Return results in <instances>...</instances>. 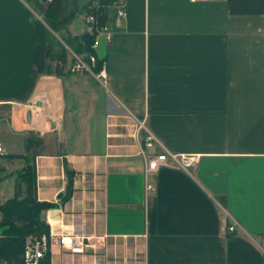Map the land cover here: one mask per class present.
I'll return each mask as SVG.
<instances>
[{
    "label": "crops",
    "instance_id": "obj_1",
    "mask_svg": "<svg viewBox=\"0 0 264 264\" xmlns=\"http://www.w3.org/2000/svg\"><path fill=\"white\" fill-rule=\"evenodd\" d=\"M34 1L0 0V204L5 161L34 159L49 235L85 242L51 264H264V0H128L95 37L105 83L39 71ZM165 150L195 161L146 176Z\"/></svg>",
    "mask_w": 264,
    "mask_h": 264
},
{
    "label": "trees",
    "instance_id": "obj_2",
    "mask_svg": "<svg viewBox=\"0 0 264 264\" xmlns=\"http://www.w3.org/2000/svg\"><path fill=\"white\" fill-rule=\"evenodd\" d=\"M95 0H88L80 5L79 0H35L33 7L42 18H35L37 28L36 60L39 71L44 73L64 74L69 62V55L75 52L89 62L90 55L96 57L93 70L98 72L103 67V60L98 58L94 43L96 35L87 31L74 35L69 25L82 12L89 10ZM114 0H99L103 22L114 19L110 5ZM55 61V63H53ZM70 70V69H69ZM7 155V154H6ZM4 155V156H6ZM26 165L18 173L15 195L0 204V263L27 264L24 253L29 238L49 235V225L43 220L42 211L52 205L37 197V172L35 160L27 156ZM69 177L67 198L72 191L74 171L66 166ZM3 177H0V181ZM39 264H51L50 253Z\"/></svg>",
    "mask_w": 264,
    "mask_h": 264
},
{
    "label": "built area",
    "instance_id": "obj_3",
    "mask_svg": "<svg viewBox=\"0 0 264 264\" xmlns=\"http://www.w3.org/2000/svg\"><path fill=\"white\" fill-rule=\"evenodd\" d=\"M196 1V0H193ZM114 12V18L123 19L127 18L129 15L128 8V0H114L110 5ZM98 11L102 13L101 5L99 0H95L93 3L89 5V10L85 12V24L86 31L94 34L101 35L104 34L108 39L111 38L113 33L112 20L103 22L98 14ZM38 18H42L41 15L37 13ZM73 54V63L70 65L69 69L72 72L79 73H90L94 77H96L100 82L105 83L107 78V72L104 68L98 72L93 70L94 62L96 61V57L94 55H90L89 62L84 56L78 55L72 51ZM139 128H143L147 132V137L145 141V147H153L158 139L155 135L147 128L143 121L139 122ZM142 153L146 156L144 150ZM8 154L4 145L0 142V159L2 156ZM170 160L174 161V164L180 167H189L191 166L195 158L187 155H179L169 150H165L163 152L157 153L155 155L147 156L146 166H145V175L152 176L155 175L159 169L163 165H167L170 163ZM155 189V184L153 182L147 183V190L152 191ZM227 221L225 219L226 230L228 232H233L236 228L235 223L226 224ZM57 241L61 244V246L65 249H69L72 252H81L84 249V237L81 235H54L52 238L50 235L43 234L40 237L33 236L28 239L26 248H25V261L27 264H39V261L42 257H44L47 253L51 251V242L52 240ZM0 264H7L6 261H2Z\"/></svg>",
    "mask_w": 264,
    "mask_h": 264
},
{
    "label": "rangeland",
    "instance_id": "obj_4",
    "mask_svg": "<svg viewBox=\"0 0 264 264\" xmlns=\"http://www.w3.org/2000/svg\"><path fill=\"white\" fill-rule=\"evenodd\" d=\"M73 63V54L69 55V62L68 65L70 66ZM5 161V160H4ZM8 165V174L5 175V183L7 186V189L4 190L5 194L8 195L10 194V191L12 189V185L16 180H18L17 173L21 168V163L18 161H5Z\"/></svg>",
    "mask_w": 264,
    "mask_h": 264
}]
</instances>
